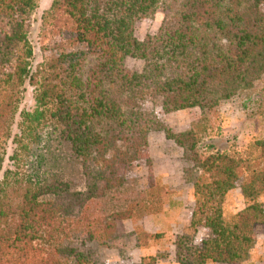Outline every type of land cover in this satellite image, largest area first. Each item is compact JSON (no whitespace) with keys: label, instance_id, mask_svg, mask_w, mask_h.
Listing matches in <instances>:
<instances>
[{"label":"trees","instance_id":"obj_1","mask_svg":"<svg viewBox=\"0 0 264 264\" xmlns=\"http://www.w3.org/2000/svg\"><path fill=\"white\" fill-rule=\"evenodd\" d=\"M262 3L53 0L39 37L54 31L61 43L39 48L51 55L34 64L25 18L37 0H0L1 54L14 61L0 78V264H100L103 250L127 241L131 233L119 223L134 205L112 200L132 180L118 167L139 160L151 130H162L192 163L183 171L196 197L191 227L210 232L200 246L179 236L178 264H254L255 232L264 224V141L253 163L215 147L202 152L194 129L174 133L145 104L205 115L256 87L264 79ZM157 12L159 29L139 40L136 23ZM128 58L142 60L143 69L129 71ZM29 88L35 105L19 109ZM40 126L52 129L47 140ZM7 159L14 169L4 170ZM22 163L30 164L26 173ZM237 187L253 202L226 220L223 199Z\"/></svg>","mask_w":264,"mask_h":264},{"label":"rangeland","instance_id":"obj_2","mask_svg":"<svg viewBox=\"0 0 264 264\" xmlns=\"http://www.w3.org/2000/svg\"><path fill=\"white\" fill-rule=\"evenodd\" d=\"M52 1L37 0L36 7L25 18V28L35 49L34 64L41 63L43 56L51 55L47 50L45 54H41L39 48L61 43L60 37L54 31L48 32L46 38L39 37L41 15L50 7ZM261 9L264 11V3ZM163 18L164 15L157 12L152 18L139 20L135 26L137 38L143 40L147 34L157 32ZM7 31L8 28L3 24L2 32ZM2 57L0 49V78L14 70V61H5ZM90 66L91 63H88L86 70ZM125 66L129 71L139 72L143 69L144 62L128 58ZM64 69L66 66L61 67L63 75ZM24 95L19 109H32L35 105L33 88H29ZM145 108L155 111L159 120L174 133L194 129L200 137L199 146L202 145V152L208 153L215 147L227 154L247 158L253 163L261 151L256 143L264 141V79L253 89L231 98L216 111L205 115L198 108L165 113L158 103L151 102H146ZM14 129L17 131V127ZM38 130L43 132L46 140L48 133L52 131L48 126H40ZM15 147L14 144L7 145L6 158L12 155ZM190 165L192 163L185 160L184 150L174 141L168 140L162 130L149 132L148 146L140 151L139 160L127 167H118L119 173L132 181L127 191L112 200L119 206L134 205L131 217L119 223L120 230L131 233V236L127 241L119 240L111 248L103 250L100 264L140 263L149 257H155L157 264H178L176 241L179 236L193 237L197 246L210 236L208 229L194 230L191 227L196 197L193 187L183 180V171ZM29 166L30 164L22 163L20 169L25 172L30 169ZM6 169H14L8 159L4 166V170ZM76 183V189H84L83 185ZM139 193L144 199L136 205L135 200ZM252 202L242 196L238 187L231 190L223 199L224 218L230 220ZM250 263L264 264V230L255 232Z\"/></svg>","mask_w":264,"mask_h":264},{"label":"crops","instance_id":"obj_3","mask_svg":"<svg viewBox=\"0 0 264 264\" xmlns=\"http://www.w3.org/2000/svg\"><path fill=\"white\" fill-rule=\"evenodd\" d=\"M263 228V229H262ZM256 230H258V231H260V230H264V224H262V225H259L258 227H257V229Z\"/></svg>","mask_w":264,"mask_h":264}]
</instances>
